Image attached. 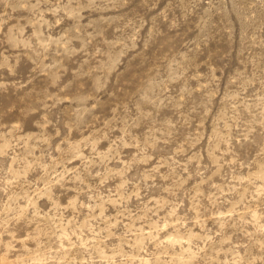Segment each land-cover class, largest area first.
Returning a JSON list of instances; mask_svg holds the SVG:
<instances>
[{
  "label": "rangeland",
  "instance_id": "1",
  "mask_svg": "<svg viewBox=\"0 0 264 264\" xmlns=\"http://www.w3.org/2000/svg\"><path fill=\"white\" fill-rule=\"evenodd\" d=\"M0 264H264V0H0Z\"/></svg>",
  "mask_w": 264,
  "mask_h": 264
}]
</instances>
